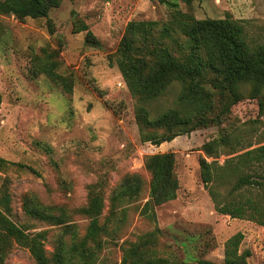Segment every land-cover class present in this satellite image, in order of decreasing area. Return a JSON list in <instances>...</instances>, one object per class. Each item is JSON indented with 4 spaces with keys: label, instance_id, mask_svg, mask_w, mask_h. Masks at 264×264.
Instances as JSON below:
<instances>
[{
    "label": "rangeland",
    "instance_id": "obj_1",
    "mask_svg": "<svg viewBox=\"0 0 264 264\" xmlns=\"http://www.w3.org/2000/svg\"><path fill=\"white\" fill-rule=\"evenodd\" d=\"M173 1L174 8L159 0H62L47 18L0 15V191L6 185L12 196V221L28 232H47L49 253L64 226H74L78 240L85 238L90 218L77 211L98 196L99 225L107 231L100 234L97 264H135L133 257L124 261L134 245L153 264H224L226 242L238 233L244 235L240 252H251L248 264H264V226L219 214L208 190L217 187L222 200L241 173L220 170L221 185H206L201 168L202 159L214 161L203 145L220 137L229 139L228 152L264 145L258 99L249 97L246 86L245 97L222 116L221 125L153 145L142 140L139 104L117 57L131 21L141 25L135 51L143 55L164 42L161 28L178 12L188 19L237 21L249 42L264 44V0ZM84 26L97 45L87 43ZM45 63L70 82V92L42 71ZM182 89L175 82L166 96L150 103L152 117L178 108ZM168 153L175 156L176 199L145 213L152 180L146 160ZM229 158L221 155L218 166ZM135 175L143 182L139 197L119 198L120 186ZM27 195L66 211V223L29 218L23 210ZM5 264L36 263L14 245Z\"/></svg>",
    "mask_w": 264,
    "mask_h": 264
},
{
    "label": "trees",
    "instance_id": "obj_2",
    "mask_svg": "<svg viewBox=\"0 0 264 264\" xmlns=\"http://www.w3.org/2000/svg\"><path fill=\"white\" fill-rule=\"evenodd\" d=\"M61 1L0 0V15H14L19 20L28 17L47 18L50 10ZM159 1L169 7L176 6L173 0ZM81 31L86 32L87 43L98 44L87 26ZM161 32L165 36L164 42L138 55L135 46L142 38L141 25L131 21L117 53L123 65L124 77L132 85L139 104L137 120L143 142L160 146L177 136L221 125L222 116L245 97L242 90L246 86L250 88L249 97L259 101V115L261 113L264 116V44L249 42L245 26L231 19H188L178 12L174 21L165 24ZM40 67L54 84L71 91L70 82L58 75L51 63ZM175 82L183 86L177 98L178 108L168 109L152 117L149 104L166 96ZM159 130H164L166 135H160L157 132ZM237 139L240 141L241 137ZM228 146L229 139L223 136L202 147L205 156L214 159L211 163L206 159L201 160L206 185H221L220 170L228 168L241 173L222 200H219L217 187L216 190L208 188L216 210L232 219H245L264 226V145L256 148L253 145L234 146L229 152L224 150ZM221 155L231 156L222 167L216 161ZM0 163H4L3 160ZM145 167L152 175L149 200L144 206L146 213L155 206L176 199L180 186L175 174L174 154L149 156ZM142 185L139 176H130L120 186L118 197L136 199L141 194ZM2 186L0 264L6 263L14 245L26 249L36 264H97V255L103 245L100 234L107 231L106 227L99 225L102 202L98 196L92 199L90 206L77 211L90 218L85 238L78 240L74 226H64L54 251L49 253L46 249L47 232H28L25 226L10 219L12 196L6 185ZM23 210L29 218L52 225H63L68 219L66 211L43 205L32 195L24 198ZM65 235H71L70 239H66ZM243 240L244 235L238 233L226 242L224 264H248L251 252H240ZM144 256V253L139 252L138 245H134L126 253L124 261L133 257L135 264H153L146 261Z\"/></svg>",
    "mask_w": 264,
    "mask_h": 264
}]
</instances>
